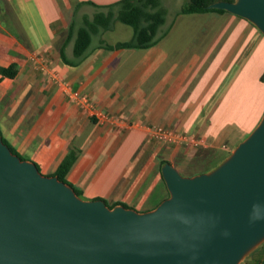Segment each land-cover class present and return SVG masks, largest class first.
<instances>
[{
  "label": "crops",
  "instance_id": "0c3cea01",
  "mask_svg": "<svg viewBox=\"0 0 264 264\" xmlns=\"http://www.w3.org/2000/svg\"><path fill=\"white\" fill-rule=\"evenodd\" d=\"M117 1L0 0V69L18 68L0 82V133L47 175L77 150L65 179L82 198L146 212L170 195L164 161L184 176L210 172L261 121L264 33L230 11L180 9L152 46L99 47L132 38L130 25L117 21L94 35L84 59L65 62L63 47L74 59L71 25ZM178 20L196 28L175 31ZM151 126L199 141L160 140ZM239 264H264V240Z\"/></svg>",
  "mask_w": 264,
  "mask_h": 264
},
{
  "label": "water",
  "instance_id": "95a60500",
  "mask_svg": "<svg viewBox=\"0 0 264 264\" xmlns=\"http://www.w3.org/2000/svg\"><path fill=\"white\" fill-rule=\"evenodd\" d=\"M264 33V0L209 5ZM170 195L139 212L84 199L0 133V264H239L264 240V115L215 169L162 166Z\"/></svg>",
  "mask_w": 264,
  "mask_h": 264
},
{
  "label": "trees",
  "instance_id": "16d2710c",
  "mask_svg": "<svg viewBox=\"0 0 264 264\" xmlns=\"http://www.w3.org/2000/svg\"><path fill=\"white\" fill-rule=\"evenodd\" d=\"M215 1L218 0H188L186 5L182 7L181 13H206L211 11L228 12L226 9L209 7V5ZM102 7L108 8L107 12H98L92 19L85 18L83 24L79 27H77L76 22L71 25L69 39L74 38L75 41L74 59H69L67 57L65 48L63 47L61 55L65 62L74 64L84 59L90 47L93 45L94 35L102 28H112L113 24L117 21L130 25L133 28L132 38L117 42L114 45L102 41L99 47H107L109 49H121L126 47L146 48L160 41L162 35L159 34V32L167 18V9L162 5L161 0H119L116 3ZM0 72V82L4 77L13 78L18 72L17 64L12 63L7 67H2ZM3 140L14 153L18 154L22 159H25V157L21 156L5 138H3ZM77 157L78 151L75 149L71 150L52 175H57L59 179L67 182L65 176ZM166 162L167 161H164L163 164ZM74 189L79 196L82 195L79 189L75 187ZM113 206L114 205H110V207Z\"/></svg>",
  "mask_w": 264,
  "mask_h": 264
},
{
  "label": "rangeland",
  "instance_id": "374dc122",
  "mask_svg": "<svg viewBox=\"0 0 264 264\" xmlns=\"http://www.w3.org/2000/svg\"><path fill=\"white\" fill-rule=\"evenodd\" d=\"M188 2V0H164V3H162V5L167 9V22H170L175 16L176 13L182 9V7H184L186 5V3ZM187 15H192V14H187ZM193 16H186V19H190ZM183 18V19H185ZM189 20H178L176 25L174 26L175 31H180V30H194L196 28V21L192 20L189 22ZM123 24L122 22H118ZM193 24V25H192ZM125 25V24H124ZM128 27V26H126ZM167 27V25L165 26V24L162 26L161 30L165 29ZM130 29H133L129 26ZM160 30V31H161ZM124 31V30H123ZM119 32V33H115V34H111L110 32H107L104 35V38L107 40H114L115 38H121L120 36H123L121 34H125L124 32Z\"/></svg>",
  "mask_w": 264,
  "mask_h": 264
},
{
  "label": "built area",
  "instance_id": "2783aa9c",
  "mask_svg": "<svg viewBox=\"0 0 264 264\" xmlns=\"http://www.w3.org/2000/svg\"><path fill=\"white\" fill-rule=\"evenodd\" d=\"M88 103L89 102L86 101V104ZM98 116L102 120L110 119V117L105 113H99ZM148 129L151 132L153 137L160 139V140H169V141H174V142L191 141L194 143H197L199 141L197 137L178 134L175 131L165 128L163 126H151Z\"/></svg>",
  "mask_w": 264,
  "mask_h": 264
}]
</instances>
